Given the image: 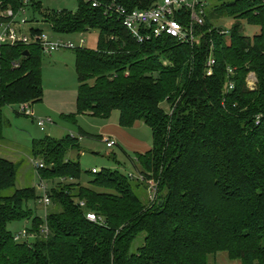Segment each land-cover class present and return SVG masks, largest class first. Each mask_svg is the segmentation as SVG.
Masks as SVG:
<instances>
[{"label":"trees","instance_id":"trees-1","mask_svg":"<svg viewBox=\"0 0 264 264\" xmlns=\"http://www.w3.org/2000/svg\"><path fill=\"white\" fill-rule=\"evenodd\" d=\"M103 1L145 9L158 0ZM77 3L76 12H46L29 2L54 33L98 31L94 49H74L76 112L62 118L107 119L118 110L121 127L147 125L153 145L136 154L139 167L132 164L156 183V199L143 203L133 177L117 170H90L92 187L66 183L81 177L79 162L66 158L80 150L79 138L33 141L31 156L44 165L38 175L53 184L52 207L45 222L36 216L27 207L38 198L35 188L16 189L17 165L0 157V264H208L220 252L241 264H264V0H210L194 45L169 36L138 43L103 7ZM21 5L0 0V9ZM215 15L235 19L229 43L214 29H222ZM242 22L257 32L245 35ZM210 37L215 63L206 75ZM42 55L38 44L0 45V139L5 107L42 100ZM88 211L100 220H88ZM21 220L31 226L15 240L8 224ZM140 234L143 243L133 249Z\"/></svg>","mask_w":264,"mask_h":264},{"label":"rangeland","instance_id":"rangeland-1","mask_svg":"<svg viewBox=\"0 0 264 264\" xmlns=\"http://www.w3.org/2000/svg\"><path fill=\"white\" fill-rule=\"evenodd\" d=\"M41 4L42 11H69L76 12L77 0H34ZM35 17L39 24L48 33L50 27L45 22H42L41 15L36 12L35 15L31 9L28 10L27 18ZM216 26L230 31L235 24L234 18L225 16H214L211 18ZM36 25L29 23V26ZM51 26V24L49 23ZM242 31L245 35H252L257 32V27L241 23ZM98 31L88 30L78 33H61L52 32L54 40H62L72 42L74 48H60L58 51L48 55H42V86H43V104L37 108L45 110V114H34L25 116L14 110L11 107L3 109L4 127L3 140H0V157L8 159L17 165L15 188L22 189L26 187H34L38 198L29 201L27 207L31 208L36 216L41 218L43 222L46 219V212L51 210L52 203L44 206L40 202L43 195L42 189L38 187L40 180L38 172L33 167L30 161L31 148L33 141H39L45 137L61 139L67 134L79 138L80 150L70 149L66 153V158L78 161L81 168V177L79 180H66V183H80L85 187H92V175L89 173L92 167L96 169L117 170L121 174L127 175L132 173L133 179L131 184L133 191L143 203H148V186H150V178H145L146 185L137 184L136 178L141 173L136 171L135 166L139 167L136 160L137 153H143L150 149L153 145L151 129L142 122L130 128H122L118 126L119 112L113 110L107 119L99 117L85 116L76 117V121L72 122L63 119L62 116L76 112V97L78 90L77 75L75 71V48L96 47ZM83 41L81 43L80 41ZM226 43H229V35H226ZM167 63V60H163ZM256 83V78L253 72H250L247 77V85L253 89ZM162 108L168 111L169 106L163 103ZM52 109V110H51ZM36 120L44 121V129L41 130L36 124ZM118 129L117 144L113 138L103 136L114 141L112 147H107L99 137L104 129ZM118 126V128H117ZM80 130L88 135H80ZM32 157V156H31ZM33 158V157H32ZM36 160H39L36 158ZM136 171V172H135ZM142 175V174H141ZM135 179V180H134ZM46 184L47 191L53 186L49 180H43ZM57 181V180H56ZM55 181V182H56ZM31 220L15 221L8 224L9 231L18 233L24 227L30 228ZM144 234H140L133 242L132 248L135 249L143 243ZM30 242L32 239L29 240ZM225 253H217L215 256L209 257L208 264H240L237 260H228Z\"/></svg>","mask_w":264,"mask_h":264},{"label":"built area","instance_id":"built-area-1","mask_svg":"<svg viewBox=\"0 0 264 264\" xmlns=\"http://www.w3.org/2000/svg\"><path fill=\"white\" fill-rule=\"evenodd\" d=\"M22 5L15 11L11 7L0 9V45L16 43H22L25 45L38 44L43 53L51 55L58 51L60 48H74L72 42H65L62 40H54L52 38V31L48 33L39 24L40 22H34L35 26H29V19L27 13L29 10L30 0H20ZM92 7H103L105 13L115 16L121 21L122 25L129 31L131 36L138 43H144L152 39L160 38L163 36H169L174 38L178 42L186 45L196 44L200 38L203 37V31L201 30L206 17V10L208 8L210 0H158L152 6L139 9H129L123 5L117 4L114 1L104 2L103 0H85ZM186 19V21H185ZM216 27V26H215ZM219 35H229V31L224 28H214ZM208 32L212 33V28L208 29ZM83 43V41H80ZM208 56L206 60V75H211L212 66L215 63L213 56L214 43L212 38L208 39ZM17 66V64H14ZM229 72L231 70L229 69ZM233 84L227 83V88L231 89ZM19 113L25 116L32 115V106L28 102L20 103L17 107ZM36 124L41 130L44 129V121L36 120ZM107 147H112L115 143L108 138L102 139ZM33 167L41 169L44 167L41 160L30 158ZM92 172L99 171L96 168L91 169ZM130 177L134 175L128 174ZM39 177V175H38ZM137 179L144 181L143 175L137 176ZM40 183L38 187L42 189L43 195L39 199L44 206L51 204V200L47 193V187L43 179L39 177ZM156 183L151 179L150 186H148L149 199L154 201L156 199ZM80 206H83V202H79ZM86 218L90 221H98V217L95 213L88 211L85 213ZM42 231L47 232V228L44 227ZM27 236L25 229L14 235L15 240H22Z\"/></svg>","mask_w":264,"mask_h":264},{"label":"crops","instance_id":"crops-1","mask_svg":"<svg viewBox=\"0 0 264 264\" xmlns=\"http://www.w3.org/2000/svg\"><path fill=\"white\" fill-rule=\"evenodd\" d=\"M43 102V98H42V100L40 101V102H38V103H36V104H34V105H32V119H33V112H34V114H36V113H38V114H45L44 112H45V110H39L37 107L38 106H40V105H45V103L43 104L42 103ZM7 107H9V106H7ZM6 108V107H5ZM4 108V109H5ZM12 108V107H11ZM14 109V108H13ZM15 110V109H14ZM52 110V109H51ZM3 112V111H2ZM85 116H89V115H87V114H80V115H77V117H85ZM118 120H119V118H118ZM136 125H138V122H136L133 126H136ZM118 126L119 127H121L120 125H119V121H118ZM118 126H117V128H118ZM132 126V127H133ZM110 127H108L107 126V129H104L103 131H102V133L100 134V136L101 137H103V136H108V137H110V138H113L115 141H116V144H117V138H118V133H117V131H118V129H117V131L115 130H113L112 128L111 129H109ZM122 128H125V127H122ZM100 137V138H101ZM1 140V139H0ZM2 140H3V137H2ZM149 150V149H148ZM147 151V150H146ZM145 151V152H146ZM144 153V152H143ZM30 158H32L31 157V155H30ZM92 168H95V167H92ZM91 168V169H92ZM226 255V254H225ZM225 257H227V255L225 256ZM227 259L228 260H230L228 257H227ZM238 261V260H237ZM240 263V262H239ZM241 264V263H240Z\"/></svg>","mask_w":264,"mask_h":264}]
</instances>
